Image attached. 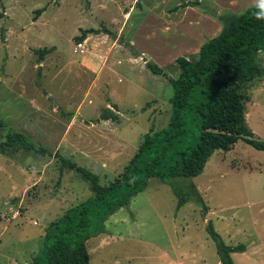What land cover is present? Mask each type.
<instances>
[{"label": "rangeland", "instance_id": "rangeland-1", "mask_svg": "<svg viewBox=\"0 0 264 264\" xmlns=\"http://www.w3.org/2000/svg\"><path fill=\"white\" fill-rule=\"evenodd\" d=\"M263 2L0 0V147L9 136L22 135L50 154L11 148L0 154V264H32L47 226L91 197L79 175L60 173L61 156L97 175L101 185L111 182L148 130L167 126L172 94L167 78L179 74L176 59L194 60L200 46L220 33V16ZM90 28L112 35L100 34L84 47L88 57L93 44L107 47H101V62H109L97 82L82 56H75L73 41L80 29ZM52 47L38 64L35 50ZM146 62L166 77L153 75ZM258 62L264 69V51ZM126 75L147 85L129 87ZM241 93L248 127L264 141V77ZM106 108L123 114L116 123L121 132L126 129L122 142L86 131ZM79 129L85 131L76 136ZM174 182L183 192L195 187L204 217L193 201L177 209L170 186L150 179L142 193L107 218L104 233L87 241L89 264H221L208 222L226 245L245 246L244 253L230 255L234 264H264V152L237 141L227 152L216 151L199 176Z\"/></svg>", "mask_w": 264, "mask_h": 264}, {"label": "trees", "instance_id": "trees-1", "mask_svg": "<svg viewBox=\"0 0 264 264\" xmlns=\"http://www.w3.org/2000/svg\"><path fill=\"white\" fill-rule=\"evenodd\" d=\"M187 6L188 3L181 7ZM220 22V33L201 45L197 59H176L179 74L176 78H167L172 90L167 126L161 130L151 127L128 164L111 182L101 185L97 175L62 156L59 158L60 173L64 169L75 172L88 183L92 195L47 226L32 264H89L87 241L104 233L107 218L142 193L150 179L170 186L177 198V209L193 201L201 207L204 217L206 207L195 187L183 192L174 180L199 176L216 151L227 152L237 141L264 152V141L255 138L245 120L241 93L248 84L264 77V69L258 62V55L264 51V7L256 5L241 14L221 16ZM101 33L112 36L106 29H80L73 41L80 44L88 35ZM53 50V47L35 50L38 64ZM145 68L154 75L166 77L155 63L146 62ZM147 107L148 104L141 112ZM106 112L99 119H116ZM25 140L22 135L9 136L8 144L0 147V154L11 148L50 155L44 148ZM16 142L20 144L17 146ZM206 231L221 264H234L230 255L246 251L243 244L226 245L210 222Z\"/></svg>", "mask_w": 264, "mask_h": 264}, {"label": "crops", "instance_id": "crops-1", "mask_svg": "<svg viewBox=\"0 0 264 264\" xmlns=\"http://www.w3.org/2000/svg\"><path fill=\"white\" fill-rule=\"evenodd\" d=\"M264 3V2H263ZM262 3V4H263ZM256 5H258V4H255L254 6H256ZM261 5V4H260ZM252 7V6H251ZM41 14H43L42 16H41V19L44 21V22H47L48 21V19H45L44 17H45V15L46 14H44V10H42L41 11V13L38 15V16H40ZM221 17V16H220ZM128 16H125V18H124V20L125 21H128ZM220 19V18H219ZM43 23V22H42ZM48 24V23H47ZM222 26V25H221ZM222 28V27H221ZM90 29H94V28H90ZM83 30H87V29H83ZM101 34H103V33H101ZM105 35V34H104ZM100 34H98V35H88L87 36V38L82 42V43H80V44H76L77 45V49H76V54H75V56H82L81 58H80V60H81V63L83 64V67L85 68V69H87L88 71H90L91 73H93V76L95 77V82H97L99 79H101V75H102V73H103V71L106 69V66L105 65H107V63L109 62L108 61V59H107V61L106 62H101V60H102V58L101 57H103L104 56V54L102 53V52H105V49H102L101 47H103V46H96V45H92V47H94V49L92 50V52H91V54H93V55H91V56H89L88 57V55L87 56H85V55H82L85 51H84V47H85V45L88 43V42H90L91 40H93V39H99L100 37ZM94 41V40H93ZM92 41V42H93ZM78 46H80V48H78ZM201 47V46H200ZM54 48V47H53ZM103 48H106L107 49V47H103ZM79 49V50H78ZM200 49V48H199ZM104 50V51H103ZM102 51V52H101ZM79 52V53H78ZM198 53H199V51H198ZM198 53H197V55L194 57V60L195 59H197V57H198ZM187 59V58H186ZM189 60V59H188ZM41 62V61H40ZM149 71V70H148ZM112 73V72H111ZM146 75V74H145ZM154 75V74H153ZM121 76H122V74H121ZM158 76V75H157ZM145 77V76H144ZM126 82H123V83H125V84H127V86H129V87H134L135 85H147L145 82H137V84H136V82H135V80H133L131 77H129L128 75H126ZM120 81V80H119ZM119 81H118V83H119ZM121 83H122V81H121ZM110 86V85H109ZM111 94V93H110ZM111 108H113V109H115L116 110V108H117V106L115 105V104H112V106H111ZM119 108H121V107H119ZM142 109V108H141ZM140 109V110H141ZM106 110H107V112L106 113H108V114H111L112 116H114L116 119L115 120H111V119H109V120H101V119H99L100 118V116H99V118H98V122H96V123H91V125H90V127H88V129H86V131L91 135V133H92V135H94V134H97V135H100V134H109L110 136H113V139L114 140H116V141H120L119 139H122V137H123V135L125 136V131H126V129H124L123 130V132H121L120 131V124L119 125H116V123H118V121H119V118H120V114L121 115H123L122 113H120V114H114V112H112V110H110V109H108V108H106ZM105 110V111H106ZM145 112V111H144ZM141 113H143V112H141ZM119 115V116H118ZM120 120H121V118H120ZM111 122H115V123H111ZM71 123L73 124V123H76V118H73L72 120H71ZM72 124L70 125V127L72 126ZM107 124H112L113 126H111L110 128H109V132H103L104 130V126L105 125H107ZM81 127V126H80ZM83 131H85V129L84 130H80L79 129V131H77L76 130V132L74 131V133H76V136H77V134H81ZM69 132V131H68ZM68 134V133H67ZM109 142H112V144H114V142H113V140H111L110 138H109ZM120 142H122V141H120ZM134 155V154H133ZM108 184V183H107ZM85 201V200H84ZM83 202V201H82Z\"/></svg>", "mask_w": 264, "mask_h": 264}, {"label": "water", "instance_id": "water-1", "mask_svg": "<svg viewBox=\"0 0 264 264\" xmlns=\"http://www.w3.org/2000/svg\"><path fill=\"white\" fill-rule=\"evenodd\" d=\"M212 16H215V13L214 12H211Z\"/></svg>", "mask_w": 264, "mask_h": 264}, {"label": "snow or ice", "instance_id": "snow-or-ice-1", "mask_svg": "<svg viewBox=\"0 0 264 264\" xmlns=\"http://www.w3.org/2000/svg\"><path fill=\"white\" fill-rule=\"evenodd\" d=\"M262 7H264V4H262Z\"/></svg>", "mask_w": 264, "mask_h": 264}, {"label": "built area", "instance_id": "built-area-1", "mask_svg": "<svg viewBox=\"0 0 264 264\" xmlns=\"http://www.w3.org/2000/svg\"><path fill=\"white\" fill-rule=\"evenodd\" d=\"M78 48H80V46H78Z\"/></svg>", "mask_w": 264, "mask_h": 264}]
</instances>
